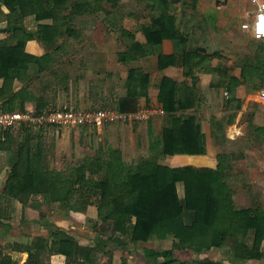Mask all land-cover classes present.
I'll return each mask as SVG.
<instances>
[{"label": "crops", "instance_id": "obj_1", "mask_svg": "<svg viewBox=\"0 0 264 264\" xmlns=\"http://www.w3.org/2000/svg\"><path fill=\"white\" fill-rule=\"evenodd\" d=\"M201 1L185 11L178 3L172 6L177 28L187 39V50L207 57L200 64L203 66L189 65L187 75L179 65L183 62L184 46L177 39L165 38L162 42L163 54L177 58V65L164 70L158 68L153 56L133 62L120 60V53L126 51L133 38L147 42L144 26L154 25L156 10L141 8L140 20L130 22L123 21L128 17L126 11L118 14V21L117 13H111L108 4L103 6L109 13H79L78 6L72 5L70 26L75 32L62 28L51 44L37 37L27 40L25 52L42 61L31 63L27 80H16L12 88L19 91L27 87L42 97L44 85L52 84L57 90L58 107L64 108H107L127 113L151 110L153 115L146 121L108 123L98 132H102L105 142L121 143L128 158L156 153L157 163L162 166L223 169L226 183L233 190L236 210L248 209L251 216H264V51L260 47L263 42L257 41L253 33L252 39L247 38L254 26L249 15L257 7L250 0ZM124 7L121 5L120 9ZM9 13L8 6L0 0V41L15 46L20 40L8 30ZM53 23L52 18L39 20L32 14L25 17L23 25L26 31L37 33L40 25ZM138 67L150 72L148 97L128 96L130 71ZM165 77L183 84L185 98L192 105L176 115L194 118L205 137L206 154L160 153L159 141L167 114L159 96ZM234 80L239 84L231 91ZM3 84L4 79L0 78V89ZM79 129L83 128L59 130L57 149H67ZM17 160L15 150L0 159V164L4 162L0 168V264H103L105 259L111 264H162L164 257L153 253L164 250H174L173 264H264V241L261 259L237 258L233 241L197 253L182 248L172 234L165 238L151 235L146 242H132L117 235L112 222L99 225L94 205L67 207L50 204L42 196L31 198L25 205L5 193L8 174ZM178 190L184 202L182 182L178 183ZM183 217L191 225L195 212L186 209ZM255 232L251 229L245 238L248 249L254 247ZM67 239L76 244V258L50 254L54 243Z\"/></svg>", "mask_w": 264, "mask_h": 264}, {"label": "trees", "instance_id": "obj_2", "mask_svg": "<svg viewBox=\"0 0 264 264\" xmlns=\"http://www.w3.org/2000/svg\"><path fill=\"white\" fill-rule=\"evenodd\" d=\"M151 10L157 11L153 26H144L146 43L132 42L126 51L120 53V60L133 62L154 57L160 70L177 65L175 56L162 52L165 38L180 40L184 46L183 74L188 66L196 68L207 57L187 50V39L176 25L172 6L177 0H144ZM10 9L8 30L19 38L20 43L9 45L0 41V78L4 79L0 89V109L6 111H30L40 113L58 108L56 89L45 84L44 96H35L27 87L13 90L16 80L25 82L31 63L40 64L42 59L25 52L27 40L37 37L42 42L54 43L62 28L68 33L75 31L70 26L74 16L72 5L79 13H106L103 4L111 7V13L118 10L123 0H3ZM92 6L91 9H87ZM35 14L39 20L52 18V25H40L37 33L26 31L23 23L26 16ZM114 26V24L112 25ZM264 49V42L262 44ZM207 66V62L205 64ZM193 67V68H194ZM192 70V69H191ZM150 72L143 67L133 68L127 81L128 96L133 98L149 96ZM239 84L234 80L231 91ZM183 84L165 77L159 101L163 105L166 122L159 144L163 155L206 154L205 137L199 131L193 117L183 118L176 113L192 105L185 98ZM234 92H231V96ZM85 126L83 129H87ZM17 130V131H16ZM51 129L22 125L18 128L0 129V159L15 150L18 160L6 180L5 193L27 205L31 198L42 196L50 204L67 207L80 205L87 208L97 206L102 225L114 224V232L132 242H146L151 235L165 238L172 234L184 249L202 252L221 247L229 241L235 245L239 259H261L264 241V216H251L250 210L237 211L233 190L226 183L225 171L186 166L171 168L157 163L156 153L128 158L124 150L110 144L86 149L84 157L63 167L53 165L50 158L52 148L46 144L44 133ZM16 131V132H15ZM16 143V144H15ZM4 166L1 162L0 168ZM184 184V202L178 190V183ZM195 212L191 225L185 223V210ZM98 225V226H99ZM254 229L255 244L248 249L245 238ZM115 236V235H114ZM75 242L70 239L53 244L50 254L62 253L76 258ZM163 256L162 264H173L174 250L154 252ZM103 264H111L105 259ZM201 264V263H199ZM213 264V263H203Z\"/></svg>", "mask_w": 264, "mask_h": 264}, {"label": "built area", "instance_id": "obj_3", "mask_svg": "<svg viewBox=\"0 0 264 264\" xmlns=\"http://www.w3.org/2000/svg\"><path fill=\"white\" fill-rule=\"evenodd\" d=\"M257 9L249 15L253 22V37L264 42V0H250ZM229 96V92H225ZM151 110L136 113L121 112L104 108H64L49 109L40 113L23 110L6 111L0 109V129L18 128L22 125L46 128L73 129L81 127L102 128L108 123H136L151 118Z\"/></svg>", "mask_w": 264, "mask_h": 264}, {"label": "rangeland", "instance_id": "obj_4", "mask_svg": "<svg viewBox=\"0 0 264 264\" xmlns=\"http://www.w3.org/2000/svg\"><path fill=\"white\" fill-rule=\"evenodd\" d=\"M209 0H206V2H208ZM225 2V0H218ZM242 1V0H240ZM143 2V3H142ZM202 2L201 0H177V2L180 5H178L179 7L182 8L183 11L185 10H190L192 7L195 8V6ZM205 2V0H204ZM211 2V1H209ZM146 2H144V0H123L122 5H125L124 9H120L121 4L118 7V10H114L115 13H117V17L116 19H120L121 16H118L119 13H124L126 11V13L128 14L127 19H123L124 20H129L130 22H135V21H139L140 19L139 16L141 15V8H146L148 9L147 11H150V9L148 8V6L145 5ZM114 13V14H115ZM133 14V16L129 15ZM147 17H144V19H146ZM119 21V20H118ZM76 25V24H75ZM81 26H79L80 28ZM241 27L243 28V26L241 25ZM252 39V31L248 32V36L247 38ZM257 45L258 43L255 42ZM261 47V51H264L263 46ZM107 109V108H106ZM124 124V123H123ZM128 124V123H125ZM109 126V124H106L105 126H103L102 128H99L101 130H103L106 126ZM83 128V127H81ZM62 128H51V130L49 132L44 133L45 137H46V144L48 146H50L53 150L50 153V158L52 160L53 165H57V167H63L65 165V163H70V162H75L78 159L82 158L85 156L86 154V149H88L89 147H93L96 148L98 147L100 144H110L113 145L114 147H121V143H119V145L115 144L116 142L112 141V142H105V138L102 134V132H98V128H94V127H88L87 129H79L76 131V133H74V141L72 140L70 142V145L68 147H66L67 149H63V150H59L57 149V136L59 134V130H61ZM74 129V128H73ZM118 131H123L124 133L126 132V130L124 128L121 127H117ZM70 130V129H68ZM17 131V130H16ZM15 131V132H16ZM88 132V134H87ZM90 133V134H89ZM107 139V138H106ZM108 140V139H107ZM124 152L127 154V150L126 148L121 147ZM126 150V151H125ZM128 156V155H127Z\"/></svg>", "mask_w": 264, "mask_h": 264}]
</instances>
